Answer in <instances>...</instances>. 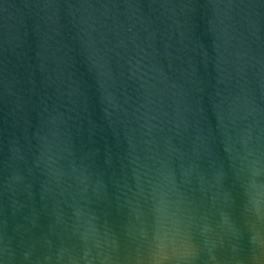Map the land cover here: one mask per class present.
<instances>
[{
    "label": "water",
    "instance_id": "95a60500",
    "mask_svg": "<svg viewBox=\"0 0 264 264\" xmlns=\"http://www.w3.org/2000/svg\"><path fill=\"white\" fill-rule=\"evenodd\" d=\"M0 264H264V0H0Z\"/></svg>",
    "mask_w": 264,
    "mask_h": 264
}]
</instances>
